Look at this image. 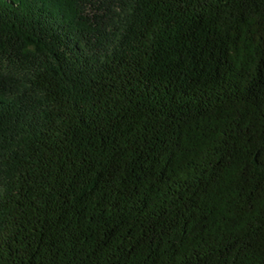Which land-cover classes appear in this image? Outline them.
Segmentation results:
<instances>
[{
    "label": "trees",
    "instance_id": "obj_1",
    "mask_svg": "<svg viewBox=\"0 0 264 264\" xmlns=\"http://www.w3.org/2000/svg\"><path fill=\"white\" fill-rule=\"evenodd\" d=\"M0 264H264V0H0Z\"/></svg>",
    "mask_w": 264,
    "mask_h": 264
}]
</instances>
